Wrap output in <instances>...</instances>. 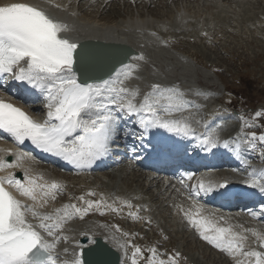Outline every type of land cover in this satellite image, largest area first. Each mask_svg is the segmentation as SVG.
<instances>
[{
    "label": "snow or ice",
    "instance_id": "1",
    "mask_svg": "<svg viewBox=\"0 0 264 264\" xmlns=\"http://www.w3.org/2000/svg\"><path fill=\"white\" fill-rule=\"evenodd\" d=\"M67 27L50 18L39 6L26 2L0 4V76L10 77L38 90L46 101L47 109L45 118L38 120L0 96V130L17 145L30 140L37 148L61 157L77 168L90 167L108 155L121 112L138 116L139 126L145 133L152 128H162L177 135L195 136L192 124L186 118L174 116L175 113H183L192 103L179 88L153 84L151 91L145 93L137 103L139 89L125 86L136 65L124 66L114 78L91 83L82 81L75 68L78 45L61 35ZM139 58L143 59V56ZM255 115L260 117L264 113L257 112ZM247 135L249 139L244 143L253 148L256 140L264 142V134L257 136L253 132ZM199 139L206 150L221 144L220 137L214 131L203 133ZM223 146L229 147L230 142L223 141ZM235 146L238 149L240 143L237 142ZM8 156L14 159L9 162ZM31 159L18 147L0 146V171L23 168L25 176L24 181L16 179L12 172L0 176V264H83L78 254H74L69 261L62 260L61 254L56 251L65 223L77 215L83 219L93 207L101 214L105 208L112 211L119 209L107 204L101 194L99 200L79 197L86 205L83 207L68 203L51 213L39 212L38 209L43 208L49 199H56L57 192L62 191L63 186L34 173L24 163ZM187 178L191 180L193 175L189 174ZM246 183L264 192V169L250 172ZM6 184L26 199H19L5 187ZM226 185V179L223 182L211 178L198 179L197 184L193 185L194 193L189 195L192 205L184 211V215L196 227L202 239L236 257V264H243L238 258L240 256L250 260L254 258V264H264V252L245 250L248 237L243 234L250 232L264 247V232L255 228L236 232L230 224L222 226L219 222L227 224L226 217L217 216L196 199L200 192H213ZM29 214L39 220L38 225L30 221ZM123 235L127 236L128 233ZM117 244L125 250L126 256L131 245V264H138L136 257L142 255L138 245L128 240L123 243L117 241ZM67 251L63 249V253ZM149 251L151 257L147 264H177L176 258L180 256L177 252L165 261L158 258L154 247Z\"/></svg>",
    "mask_w": 264,
    "mask_h": 264
},
{
    "label": "rangeland",
    "instance_id": "2",
    "mask_svg": "<svg viewBox=\"0 0 264 264\" xmlns=\"http://www.w3.org/2000/svg\"><path fill=\"white\" fill-rule=\"evenodd\" d=\"M229 1L232 2V0H227L226 2L229 3ZM179 2L183 3L182 0ZM213 4H204L201 1L188 2V9L191 13L196 15L190 14L192 15L190 18L191 20L188 22L191 23L190 30L181 32L182 37H174V45L176 48L180 45L178 50L189 55L191 60L189 62L190 66L187 67V72L184 73L182 67H178L176 64L177 61L170 58L172 59L171 61L174 63L175 68L170 69L169 81L173 85L184 84V75L188 74L196 78L202 86L211 89L209 91L210 93L214 90L215 94L217 92L222 93L224 91V87L225 90L228 88L229 93L223 100H221V104L215 102L211 106V101H202V99H199L200 101L197 102H192V104L194 106L199 105L202 109L208 107L213 108L215 106L221 108L226 105L228 107H235L238 110H241L243 112V121H241V124L239 121V124H237V127L233 130V132H235V135H239L240 139L244 141L248 132L264 134V115L260 117H256L255 115L257 112L264 113V28L259 30L257 25H255V17H250L256 14L257 11L255 8L259 7V5L255 4V8H253L254 10L246 6H239L240 4H237L238 6H232L222 10L218 9V7ZM217 6L224 7L220 5ZM85 7L88 15L93 16V13H95L93 12V9L95 8L97 10L96 16H102L101 14H103L102 17H105V21L110 23L118 21V16L120 17L124 12H132L135 17H139V15L143 13L146 17H148L151 10L154 14H158V17H164L165 15L163 14L167 13L165 18L172 17V13L175 12L173 8H169L166 2H164V4L160 3L159 6L152 7V5H144V3L140 5H136L135 3H126L125 5L123 0H118V2H114L110 8L105 9L103 12H98V7L95 3L91 6V8H88L86 4ZM233 11L234 13L229 14ZM119 12H121V14H118ZM226 14L231 15V17H228ZM196 17L200 19L205 17V19L209 21L215 19L216 24L211 27L209 24L202 25L198 23L196 25ZM249 17L252 21L251 23L249 22ZM227 18H234L235 21H225ZM236 20H238V22ZM192 27L193 29H191ZM199 28H201L202 34L199 33ZM171 33L173 35L179 34L178 30L171 31ZM170 66V62L165 63V65L162 64V71ZM217 84H219V86ZM186 95L190 97V100H193L192 95H189L188 92ZM215 117L217 116L210 115L207 117L204 116L203 113L193 115V118L199 121H210L211 119H216ZM244 144L246 147L247 145L249 146L247 143ZM255 145V147H260L261 144L255 143ZM261 147L263 148H261V153L263 154L264 145ZM137 169L138 168L134 169L133 172H138L139 169ZM116 171L117 170L112 169L108 175H113ZM117 176L121 177L120 175ZM139 178L140 177H136V179H132L128 177L122 180L128 184L129 188L138 189L141 187L140 183L142 182V178ZM103 181L104 183L106 181L109 182L107 179ZM123 181H113L112 184H117L118 187H121V183H123ZM156 188L157 186H153V188H150L151 190L148 189L146 192L144 189L143 191H145L144 193L146 195L153 198V193H155L154 191H156ZM154 198L158 201V203L156 202L158 205V213H161L162 215H160L163 217L161 221H165L166 226L169 228L170 225L173 224L171 221L173 218L170 217V214H172L171 203H169L170 201L167 203L169 206L166 203L161 204L159 198L156 196ZM172 235L176 236L175 238L170 237L173 238L170 239L171 245H174L175 248H180L181 245L187 246V250H190V252L194 255V259H192L194 264H227L224 260L219 262L214 260L211 262L208 261V255L201 253L203 250H207L202 244H200V242L192 239L190 236L189 238L187 237L188 235L185 236L188 240L190 239L191 244H188L184 239H182L183 234L172 232ZM155 238H159V236L156 234ZM165 242L166 241H164V243ZM211 257L214 259L216 256L211 254ZM195 258L199 262H197Z\"/></svg>",
    "mask_w": 264,
    "mask_h": 264
},
{
    "label": "bare ground",
    "instance_id": "3",
    "mask_svg": "<svg viewBox=\"0 0 264 264\" xmlns=\"http://www.w3.org/2000/svg\"><path fill=\"white\" fill-rule=\"evenodd\" d=\"M2 1H25V2H28V3L33 2V3L39 4V5L41 4V6L45 5V8H48V7L52 8L55 5H57V6L60 5V6H64L65 7L64 9L67 11V8H66V6L63 3L64 0H57V3L56 2L53 3V2H51L49 0H2ZM161 1H163V0H161ZM161 1L160 0H150L149 6L152 5V7H155V6H157V3H160ZM164 1L169 2L170 0H164ZM179 1L180 0H172V2L175 5H177V2L179 3ZM182 1H183V4H184V2H187V0L186 1L182 0ZM226 1L227 0H203V3L204 4H209V5L215 3L216 5L215 4H213V5L218 7V9H222V10L226 9L228 7L238 6L237 4H240L239 6H246V7L250 8V9H251V5H253V8H255L254 5L256 4V5H259V7H257V8H259L260 11L262 9H264V4H261L260 1H258V2L251 1L249 3L247 2L248 0H232V2L229 1V3H227ZM135 2L140 4L142 2V0H135ZM233 3H236V4H233ZM187 4H188V2H187ZM217 5L224 6V7H219ZM252 10H254V9H252ZM185 11L186 10H183L182 8H180V6H176V13H177L178 20L180 22H185V23L187 22L188 23L191 20L190 18L192 17V15L187 14V12H185ZM93 14H92L93 16H90L84 11L83 14L78 15L77 20H78L79 23H83L85 26L86 25L87 26H92L94 28L93 32L84 33V35H81L80 38H87V39L88 38H93V39H97L98 38L100 40H105V41H122V42L126 41V43L128 45H130V46H132V47H134V48H136L138 50L142 49L143 51L146 50V48L150 46L147 43L144 44V46L141 45L142 41H146L147 40L146 39V34H147L146 31L147 30L150 31L148 29V25L151 24L150 21H152V22L161 21L158 18V16H157L158 14H154L151 10H150L149 15H148L147 18L145 16V14L142 13L136 19H135V16L132 14V12L131 13L130 12H124L123 15H121V18H127L128 17L130 19H128V18L127 19H122V20H118L117 22H112V23H110L108 21H105L106 20L105 17L104 18L102 17L103 14H101L102 16H100V15L96 16L97 15L96 13H93ZM118 14H121V12H119ZM154 16H157V17L154 18ZM160 17H162V16H160ZM186 26H188V25H186ZM185 29H186V27L184 28V30ZM118 30H119V35L120 36H118L116 38H111V37L107 36V34H106L107 32H113V33H117L118 34V32H117ZM184 30L182 28L181 32H183ZM120 37H121L122 40L119 39ZM157 50L159 52H162V50H164V49H157ZM147 55H148V53L145 52V57ZM139 57H141L140 54H138L137 56H133L132 57V62L130 64H127V65H136V67L133 69V75L128 80L125 81L127 83L126 85L130 89H139V86H141L142 83L146 82V81L143 82L145 79L150 80V79L159 78V77L163 78L162 79L163 80V84H161V83H157V84H160V85H162L164 87H174V86L170 85L169 79H168V76H167L166 73H159L158 71H156L155 65H149V67H148L146 65V61L144 60V58L140 59ZM177 59H178V57H177ZM108 61H110L108 58H103V57H99V56H95V55H91L89 57V55H88L87 61H86V64H85L86 70H89L90 73H94L98 69L107 68L108 66H111V64L108 63ZM127 65H125V66H127ZM141 68H146L147 75H142V76H138L137 75L136 72L139 69H141ZM119 70H121V68ZM116 74H117V72L115 74H113L112 76H110L109 78H114L116 76ZM184 82H185L184 85L178 86V88L180 90L182 88H186L187 87L188 91L193 92L196 89L197 90V94H199L200 96L203 95V93H201L198 90V88L196 87L195 83L193 84L192 80L188 79V80H184ZM149 88H150L149 91H151V87H149ZM140 98H143V96H137L136 97V99H140ZM190 114H194V112L189 111V110L186 109L183 113H175L174 116H176V117L182 116V117H184V118H186L188 120V119H190ZM235 124L236 123L234 121L230 120V121H227L226 126L230 125V127H234ZM29 168L32 169L34 173H37V172L34 171V169L32 167H29ZM121 171H122V169L118 170V172H121ZM135 173L136 174H134V176L138 175L139 177H144L143 180H146V182H142L141 183V187H140L141 190H143V189H147L148 190L149 188H151L153 186L154 180L153 179L150 180V177L146 176L147 174L142 173L140 171L135 172ZM122 174L125 175V178H128L129 176L133 177V179L136 178V177H134L132 175L133 172L132 173L128 172V174H125L123 172ZM60 175H62L64 178H66V176L64 174H60ZM221 176L225 177V176H228V175L227 174H223ZM111 178H113V177H111ZM122 178H124V177H122ZM176 188L178 189L177 185H175V187L167 185L165 187V189L160 188L153 195H156V197L160 199L161 204H165V202L171 196L177 194L178 190ZM90 192L93 193V190L89 189V193ZM153 199H154V197H153ZM170 201H173V200H170ZM169 203H171V202H169ZM183 203H185L184 200H183ZM151 207H152V211H153V206H151ZM174 210H175V212H177V211L180 212V213L178 212V234L179 233L183 234L182 239H184L185 242L188 243V244H191L190 239L188 240L187 238H185V236L188 235L187 236L188 238L190 236L192 239L200 242V244H202L207 251H209L211 254H214L216 256L213 259V257H211V254L209 252L203 250L201 253H204V254L208 255V261L211 262L212 260H214L216 262H219V261H223L224 260V261L227 262V260L224 259V258H226V256L229 257V260H232L234 262L237 260L236 257H233V256L229 255L226 251H222L220 249L221 252H223V254L225 255V256H222L223 257L222 258L221 255H223V254L219 250L213 249V248L209 247L208 245L204 244L205 242H203L202 237L200 236V234H199L198 230L196 229V227H194L184 215V211H187L188 208H183V211L181 209H179V208L178 209L174 208ZM222 216L226 217L227 215H222ZM29 219H30V221L32 223H35L38 220V219L32 218L30 214H29ZM228 221L229 222L227 224H225L224 221H220L219 223L222 226H228V224L234 225V223H236V222H237V226H241L242 224H240V223H244L245 225L247 223H250V228H255V229H258V230L264 232V230H263L264 227L260 224V222L253 221V218L248 217L246 215L236 216L234 218L230 217V219H228ZM173 222L175 223V221H173ZM72 225H77V226L75 228L70 226L68 232L63 236V238H61V241L58 242L57 249H56V251H61V258H67L69 260H72V258L74 256V252L78 248L77 238L79 237L78 234L80 233L79 229L75 230L76 228H80L79 224L75 223V224H72ZM233 230L236 231V232H240V230L236 229L235 227H233ZM73 231H76V232L73 233ZM95 234H100V232L99 231H95ZM64 237H66V239H64ZM245 243L249 246V248L247 247V250H250V249H255L256 250V247L254 245H251L249 243V240H247ZM113 245L116 248L120 249V247L118 246L117 243L114 242ZM65 248L68 250L66 254L63 253V249H65ZM259 248H260V244L257 245V249L258 250H259ZM184 249L187 250L188 249L187 246H184ZM204 254H203V256H204ZM238 258L241 261H243L244 263H250V262L254 263L253 262L254 258H251V260H250V258H246V257H242V256H240Z\"/></svg>",
    "mask_w": 264,
    "mask_h": 264
},
{
    "label": "water",
    "instance_id": "4",
    "mask_svg": "<svg viewBox=\"0 0 264 264\" xmlns=\"http://www.w3.org/2000/svg\"><path fill=\"white\" fill-rule=\"evenodd\" d=\"M86 259H87V262H88L89 261L88 260L89 259V253H87ZM88 264H90V263H88Z\"/></svg>",
    "mask_w": 264,
    "mask_h": 264
}]
</instances>
